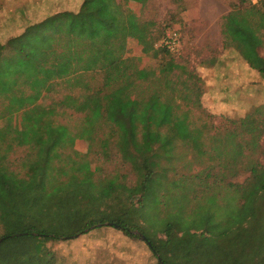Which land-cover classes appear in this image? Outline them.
Here are the masks:
<instances>
[{"label":"trees","instance_id":"16d2710c","mask_svg":"<svg viewBox=\"0 0 264 264\" xmlns=\"http://www.w3.org/2000/svg\"><path fill=\"white\" fill-rule=\"evenodd\" d=\"M144 2L79 0L77 9L70 10L53 0L46 17L0 41V163L8 168L18 149L24 153L18 163L35 159L37 177L30 183L29 201L35 217L59 220L67 211L113 199L115 220H90L73 236L106 223L128 237H136L131 231H137L157 264H195V251H188L184 236L195 234L196 221L208 229L206 237L213 235L214 247L225 248L221 228L231 223L233 229L260 216L264 105L243 118H225L221 127L202 122L200 116L196 124L190 113L191 108L203 112L199 79L188 74L176 87L170 75L181 66L171 56L176 52L160 45L163 30L161 39L154 37L150 24L126 7ZM239 3L222 17L223 46L233 48L264 79V56L259 54L264 35H258L264 30V0ZM128 39L143 54L161 57L157 73L139 67L135 57H125ZM45 99L50 103L44 104ZM81 141L87 143L84 152L76 150ZM180 146L184 151L177 156ZM91 155L106 164L118 158L133 179L128 181L127 173L101 179V167L91 162ZM180 165L184 173L178 175ZM0 187L8 188L3 179ZM150 206L158 211L161 237L145 234L142 224ZM239 213L241 221L236 220ZM10 217L0 209V264H52L46 243L72 237L33 226L20 229L19 222L7 228ZM252 229L260 234L249 231L231 240L246 254L263 243L264 221H256Z\"/></svg>","mask_w":264,"mask_h":264},{"label":"rangeland","instance_id":"374dc122","mask_svg":"<svg viewBox=\"0 0 264 264\" xmlns=\"http://www.w3.org/2000/svg\"><path fill=\"white\" fill-rule=\"evenodd\" d=\"M239 4V0H145L143 4L127 3L128 10L133 12L140 22L150 24L154 37L161 39L165 35L177 34L179 46L171 51L176 52L171 56L181 68L175 69L170 77L177 83V88H181V82L186 80L188 74H193L199 79L198 84L201 88L199 104L203 112L191 108L190 113L196 124H199L197 117L200 116L202 122L221 127L225 124V118L240 119L254 108L264 105V79L257 71L250 69L233 48L223 46L222 17ZM77 6L78 2H75L66 7L76 10ZM47 8L46 6L45 11L48 14ZM254 20L256 22V18ZM255 22H251L252 25ZM161 30L164 32L163 36ZM258 35H264V30L260 29ZM159 44L160 42L154 43V47H158ZM259 54L264 56V45L259 49ZM125 57H135L139 67L154 70L156 73L161 61L160 56L143 54L141 47L133 39L127 41ZM157 77V75L152 77L150 81ZM158 85V82L151 84L150 89L157 88ZM48 103L50 99H45L44 104ZM75 119L76 117H73L70 122ZM86 147L87 143L81 141L77 143L76 150L84 152ZM182 151L184 149L178 147L177 156H180ZM23 154L22 149L12 153L9 157L12 164H9L8 168L0 163V180L3 179L8 186L5 190L0 187V209L12 216L6 220L7 228L13 222H19L20 229L33 226L36 230L56 235L66 237L72 235L69 239L46 243L45 251L52 264H157L154 254L137 231H131L136 237H128L121 230L108 227L105 223L104 226L73 236L90 220L104 219L109 223L115 220L118 217V207L113 199L107 200L99 207L67 211L59 220L39 219L32 215L29 211L30 183L37 177L36 162L31 157L25 164L18 163L17 159ZM89 159L101 167L97 172L101 179L126 173L128 181L133 179L129 167L121 164L118 158L109 164L103 163L99 155H91ZM178 169V175L184 173L182 165ZM243 180L244 176H240L237 182L241 183ZM10 193L14 195V203ZM153 207L147 208L145 212L147 220L141 224L146 227V235L149 236L150 233L151 236L161 237L156 230L160 223V219H157L158 211ZM257 207L260 216L250 218L245 225L232 229L230 223L221 228L223 238L221 234L219 240L225 239V248L214 247L213 235L206 237L208 229L202 222L196 221L192 226L195 234L190 231L184 236V242L186 240L189 242L186 244L188 251H195L192 263L194 261L195 264H264V235L261 239L263 243L252 249L249 254L231 241L238 235L248 234L249 231L255 235L260 234V231L252 228L256 221H264V198L257 200ZM211 208L213 207L208 210ZM215 210L218 214L222 213L221 206ZM236 220L241 221V213ZM2 230L0 224V234ZM201 231H204V234H200ZM233 255H237L235 260L232 259ZM186 256L187 254L184 257Z\"/></svg>","mask_w":264,"mask_h":264},{"label":"crops","instance_id":"0c3cea01","mask_svg":"<svg viewBox=\"0 0 264 264\" xmlns=\"http://www.w3.org/2000/svg\"><path fill=\"white\" fill-rule=\"evenodd\" d=\"M53 0H0V41L20 35L28 26L47 16ZM79 0H57L65 7ZM82 0H80L81 3ZM79 3V4H80ZM229 13V12H228ZM227 13V14H228Z\"/></svg>","mask_w":264,"mask_h":264},{"label":"built area","instance_id":"2783aa9c","mask_svg":"<svg viewBox=\"0 0 264 264\" xmlns=\"http://www.w3.org/2000/svg\"><path fill=\"white\" fill-rule=\"evenodd\" d=\"M252 3H257L259 0H250ZM165 46L170 51H174L179 46V40L177 34L173 33L172 35H167L160 44Z\"/></svg>","mask_w":264,"mask_h":264},{"label":"water","instance_id":"95a60500","mask_svg":"<svg viewBox=\"0 0 264 264\" xmlns=\"http://www.w3.org/2000/svg\"><path fill=\"white\" fill-rule=\"evenodd\" d=\"M144 238V237H143Z\"/></svg>","mask_w":264,"mask_h":264}]
</instances>
